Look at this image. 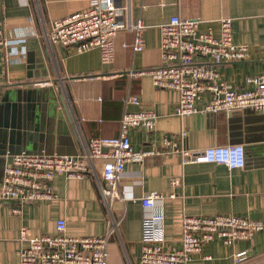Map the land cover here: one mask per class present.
I'll return each mask as SVG.
<instances>
[{"label": "crops", "instance_id": "crops-1", "mask_svg": "<svg viewBox=\"0 0 264 264\" xmlns=\"http://www.w3.org/2000/svg\"><path fill=\"white\" fill-rule=\"evenodd\" d=\"M117 1L129 6L126 16L132 20L141 18L147 24L143 29L145 47L134 50L133 33L121 29L115 36V57L105 63L98 47L75 53L71 46H49L41 35L54 19L85 8L90 0H0L6 36L13 39L18 30L26 31L23 41L0 46V127L6 128L14 112L19 140L11 143L12 149L52 153L60 147L65 151L62 153H75L81 148L67 120L66 102L60 98L58 87L70 95L72 104L66 103V108L85 138L118 134L124 98L135 93L158 114L154 130L130 129L135 148L162 147L165 135L178 136L185 129L188 134L182 143L190 149L243 143L246 163L234 168L208 161L184 164L180 153L172 151L148 157L144 162H127L116 202L119 208L125 207V217L120 233L113 235L108 244L110 264L140 263L145 212L140 197L152 189L165 195L166 246L181 245L185 214L234 213L264 221V109L198 111L181 116L175 112L178 90L156 86L149 73H134L162 64L160 24L173 14L198 17L200 29L211 26L215 34L220 31V19L230 17L234 40L248 44V56L223 63L219 70L238 89L250 87L246 78L264 72V0ZM44 79H50V84H33ZM208 98L204 93L198 105L204 107ZM128 108L137 106L129 104ZM27 135L38 139L29 144L24 141ZM10 155L0 152V182ZM97 162L100 166L102 159ZM175 177L181 179V184L173 183ZM53 187L55 199L26 204L21 213L14 212L13 201L0 200V264L18 263L22 226L33 234L53 233L56 220L65 217L69 234L105 232L112 212L95 179L57 174ZM173 191L177 193L174 197L170 196ZM241 251L245 254L236 260ZM262 263L264 228L249 239L231 244L217 237L195 252L188 264Z\"/></svg>", "mask_w": 264, "mask_h": 264}, {"label": "built area", "instance_id": "built-area-1", "mask_svg": "<svg viewBox=\"0 0 264 264\" xmlns=\"http://www.w3.org/2000/svg\"><path fill=\"white\" fill-rule=\"evenodd\" d=\"M128 10V5L117 0H90L85 8L54 19L51 27L44 28L41 35L49 46H71L75 53L98 47L102 61L108 63L115 57V36L121 29L133 33L134 50L145 47L143 29L147 24L141 18L132 20L126 16ZM200 21L198 17L173 14L168 21L161 23L162 64L134 73H149L156 86L178 90L175 112L181 116L198 111L264 109V72L249 75L246 82L250 87L238 89L219 70L223 63L243 60L248 56V44L234 40L232 19H220L218 34L211 26L200 29ZM25 35L26 31L18 30L15 38H8L5 21L0 17V46L8 47L23 41ZM8 57L15 60L14 56ZM50 82V79H44L33 84ZM60 89L64 103L71 105L70 95ZM204 93L209 98L204 107H200L198 101ZM124 101L125 110L116 135L85 138L76 127L78 140L81 141V148L76 153L21 151L10 155L0 182V200L13 201L15 213H21L26 204L55 199L57 193L53 179L57 174L95 179L112 212L102 234H69L65 217L56 220V231L53 233L33 234L28 227L22 226L17 264H110L108 244L113 235L120 233L125 217V207L119 208L116 202L121 195L119 182L129 161L144 162L148 157L172 151L180 153L184 164L208 161L224 163L230 168L245 165L246 148L243 143L190 149L182 143L188 134L185 129L178 136L165 135L162 147L135 148L130 129L154 130L158 114L153 108L145 106L138 94L128 93ZM129 104H135L137 108L129 109ZM99 159H102L100 166ZM173 183L179 185L181 179L175 177ZM176 195L175 191L170 193V196ZM164 198V193L156 189L140 197L145 212L139 264H188L195 252L201 251L207 242L217 237L231 244L249 239L264 228L262 219L234 213L185 214L181 221V245L166 246ZM243 254L245 251L238 252L236 260H240Z\"/></svg>", "mask_w": 264, "mask_h": 264}, {"label": "water", "instance_id": "water-1", "mask_svg": "<svg viewBox=\"0 0 264 264\" xmlns=\"http://www.w3.org/2000/svg\"><path fill=\"white\" fill-rule=\"evenodd\" d=\"M39 81V80H37ZM59 89V95H60V98L62 99V96H61V89L58 87ZM18 91H22L21 89H18ZM65 112H66V115H67V120L71 126V129L73 131V133L75 134L76 136V139L78 140V134H77V129H76V126H75V123L73 122V118L72 116L70 115V113L68 112V110L65 108ZM16 117L14 115V112L12 113V118L10 119V122L7 123L5 126L6 128H3V127H0V146L1 147V153H9V154H14V153H19L21 151H27V150H19V149H12L11 147V143L14 142V141H18V136L16 135V132L17 130H15L16 128ZM0 126H3L1 123H0ZM19 132V131H17ZM38 138L36 136H32V135H27L25 136L24 138V141L31 144V141L32 142H35ZM23 140V138H22ZM56 152L58 153H62V152H65L63 150L60 149V147H57ZM27 152H30V151H27ZM49 153V152H48ZM53 153V151H52ZM76 153V152H75ZM264 264V263H262Z\"/></svg>", "mask_w": 264, "mask_h": 264}]
</instances>
